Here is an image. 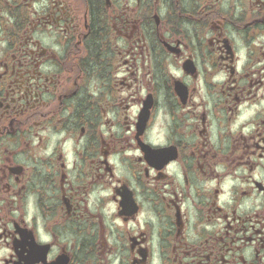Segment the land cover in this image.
Returning <instances> with one entry per match:
<instances>
[{"label": "flooded vegetation", "instance_id": "af4514ba", "mask_svg": "<svg viewBox=\"0 0 264 264\" xmlns=\"http://www.w3.org/2000/svg\"><path fill=\"white\" fill-rule=\"evenodd\" d=\"M0 264H264V0H0Z\"/></svg>", "mask_w": 264, "mask_h": 264}]
</instances>
